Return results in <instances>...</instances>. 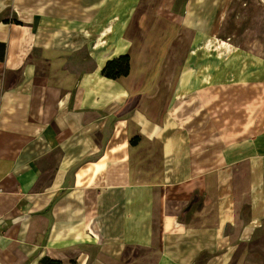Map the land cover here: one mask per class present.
Segmentation results:
<instances>
[{"label": "crops", "instance_id": "obj_1", "mask_svg": "<svg viewBox=\"0 0 264 264\" xmlns=\"http://www.w3.org/2000/svg\"><path fill=\"white\" fill-rule=\"evenodd\" d=\"M232 1L0 0V264H264V102L193 141L219 87L264 99V60L211 46Z\"/></svg>", "mask_w": 264, "mask_h": 264}, {"label": "rangeland", "instance_id": "obj_2", "mask_svg": "<svg viewBox=\"0 0 264 264\" xmlns=\"http://www.w3.org/2000/svg\"><path fill=\"white\" fill-rule=\"evenodd\" d=\"M225 11L222 28L211 43L212 48L223 50L222 56L230 54V50L234 52L235 49H244L250 55L264 60V0H233ZM251 87L253 86L247 88L243 85H223L216 89L220 92V96L218 95L215 101L208 99L203 102V105L201 104L203 108L205 107V114L201 116V126H204L206 131L193 137L198 149L203 146L213 149V145H219L221 142L219 131L224 140L242 134V131L237 130L238 128L231 134L239 122L236 113L246 117L247 112L251 116L252 111L256 113L262 110L264 102L259 92L261 88ZM246 106L250 109L246 110ZM217 153H219L217 149L216 152L209 151L208 157L215 156L216 158ZM149 161V157L142 158L135 164V171L137 170L139 175H142V172L148 169H163V164ZM220 167L221 163L216 162L201 164L199 170L205 173L203 174L205 186L212 185V181H215L213 180L214 173Z\"/></svg>", "mask_w": 264, "mask_h": 264}, {"label": "trees", "instance_id": "obj_3", "mask_svg": "<svg viewBox=\"0 0 264 264\" xmlns=\"http://www.w3.org/2000/svg\"><path fill=\"white\" fill-rule=\"evenodd\" d=\"M129 71V56H121L109 61L103 69V73L112 78L125 75Z\"/></svg>", "mask_w": 264, "mask_h": 264}]
</instances>
